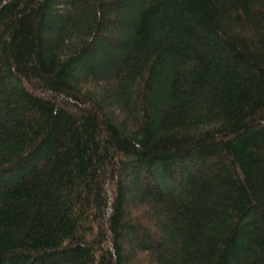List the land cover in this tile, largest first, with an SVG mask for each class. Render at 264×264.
<instances>
[{"label":"trees","instance_id":"obj_1","mask_svg":"<svg viewBox=\"0 0 264 264\" xmlns=\"http://www.w3.org/2000/svg\"><path fill=\"white\" fill-rule=\"evenodd\" d=\"M0 264H264V0H0Z\"/></svg>","mask_w":264,"mask_h":264}]
</instances>
